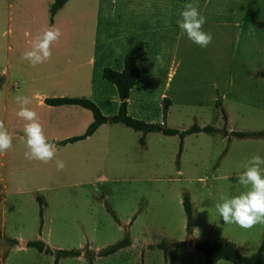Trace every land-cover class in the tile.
Masks as SVG:
<instances>
[{
    "label": "rangeland",
    "instance_id": "1",
    "mask_svg": "<svg viewBox=\"0 0 264 264\" xmlns=\"http://www.w3.org/2000/svg\"><path fill=\"white\" fill-rule=\"evenodd\" d=\"M97 1L95 31L87 29L88 16L80 14L81 20L74 23L78 8L72 0L56 18L54 27L62 34L51 45V58L32 67L22 55L50 24L49 0H0L1 66L6 67V56L8 68H18L11 69L8 79L34 78L36 68H77V63L89 68L92 39L90 100L103 115H113L119 99L114 85L101 77L102 68H121L129 46L148 33L153 46L141 60L146 63L139 80L128 92L127 114L178 131L196 124L224 128L227 134L200 131L180 138L104 123L90 136L59 145L47 164L32 160L31 167L11 169V180L0 184V264H54L50 253L33 247L20 250L17 236L39 239L52 250H81L79 256L60 257L56 264H203V253L192 247L196 241L228 240L238 253H254L264 225L245 230L224 224L215 204L221 196L241 191L236 172L242 164L255 154L264 157V137L228 134L264 132V80L252 74L264 72V50L258 46L264 29L257 27L264 21V0H189L206 17L203 30L213 37L206 48L179 29L184 4L167 0L158 15L170 25L166 28L160 21L152 30L139 22L143 17L138 14V0ZM223 20L228 21L226 26L221 25ZM252 34L255 49L245 41ZM168 42L169 47L163 45ZM157 55L163 56L162 64L156 63ZM71 114L61 116L66 137L83 133ZM56 159L64 161L62 171L57 170ZM184 194L192 217L188 233L181 205ZM36 196L42 201L40 228ZM125 233L128 246L97 256V250ZM8 238L16 243L9 244Z\"/></svg>",
    "mask_w": 264,
    "mask_h": 264
},
{
    "label": "crops",
    "instance_id": "2",
    "mask_svg": "<svg viewBox=\"0 0 264 264\" xmlns=\"http://www.w3.org/2000/svg\"><path fill=\"white\" fill-rule=\"evenodd\" d=\"M71 1L72 0H66V2L54 13L52 17V22L48 25V27L55 26L56 18L66 11V8L70 6ZM188 1L189 0H173L174 3L179 2L184 5L188 3ZM50 3L51 0H49V4ZM168 4L169 2L167 0H138V14L143 17V20L139 22H143V24H145L147 27H152V30H154L155 27H157V25L160 23V21H164V26L167 28L170 25L168 19L161 20L160 15H158V13L161 12V8H165V6H167ZM97 5V0H76V7L78 8V13L75 10L74 17H77L73 19L74 23L77 25V21L79 22L81 20L80 14H82L84 18L88 16L89 22L87 29L88 31H95L97 22ZM258 23L257 27L260 29H264V25H258ZM227 24L228 21L224 20L221 23L222 26H226ZM240 30L238 32H240ZM147 34L148 33L140 35L138 39V41L142 42L143 53L135 61L139 72L138 78L136 80H139L141 75V67L146 63L145 61L142 62L141 60H146L145 55L147 54V49L149 46H153V44H151L152 39ZM245 41H247L248 46L251 47V49H255L256 38L253 37V34L248 35V37L245 38ZM260 42L261 44L258 43V46H262V49L264 50V35L260 37ZM163 45H167L169 47V42L167 44L163 43ZM89 47L90 54L88 55V59L86 61V63H88L89 65V68H80V64L82 63H77V68L57 67L51 68L50 70L48 68H36V77L28 78L24 81H20L14 78L10 81L8 79V76L9 74H11V69L14 70L18 68H8V60L6 56V67L2 68L3 66H1L2 51L0 29V120H3L5 122V126L9 134L13 137L12 148L9 149L4 155H0V184L5 185L7 183V180H11L10 177L14 175L12 172H10L11 169H15V171L17 172L21 168L31 167L33 165L32 160L30 162L24 157L26 147L25 138L23 134V127L25 121L16 115L17 111L19 110V105L15 101V97L17 95H26L32 98V104L28 105V107L32 108L38 113L40 123L43 125L45 136L50 141L56 143V148L59 145H63L59 144V141L68 138L66 137L63 129L65 126L64 119L61 118V116H63L65 112L73 113V115H71L74 118L75 116L78 118L76 120V122H78L76 127L78 128L79 132L84 131L86 126L90 123L92 119L91 113L86 108L75 104L48 105L44 103L45 98L59 96H85L89 100H92V82L90 80V74L94 69L92 68V64H94V54L92 51L95 47L94 40H90ZM121 68H119L117 71L121 70ZM257 68L260 67L258 66ZM53 70L54 72L50 74V72ZM256 72L258 71H252L254 77L259 80H264V76L257 75ZM2 76H4V79H2ZM99 126L97 128H99ZM78 135H80V133ZM228 263L235 264L229 261Z\"/></svg>",
    "mask_w": 264,
    "mask_h": 264
},
{
    "label": "clouds",
    "instance_id": "3",
    "mask_svg": "<svg viewBox=\"0 0 264 264\" xmlns=\"http://www.w3.org/2000/svg\"><path fill=\"white\" fill-rule=\"evenodd\" d=\"M112 2L115 4L116 0ZM179 17L177 20L179 29L189 40L201 48H206L212 42V34L203 30L206 17L199 12L198 6L186 3ZM61 34L57 27L46 28L41 35L31 41L29 50L23 53L22 58L32 67L45 63L52 56L51 45L59 40ZM155 61L162 64L163 56L157 55ZM15 101L19 105L16 115L25 121L23 127L25 159L49 163L56 157V143L45 136L38 113L28 107L32 104V98L17 95ZM12 146L13 137L9 134L5 122L0 120V155H4ZM56 168L62 171L65 168L64 161L56 159ZM240 169L236 172V180L241 191L231 197L221 196V202L215 204V209L224 224H235L241 229L250 230L258 224L264 225V157L255 154L242 164ZM15 239L18 241L19 249L25 250L28 241L23 236H17Z\"/></svg>",
    "mask_w": 264,
    "mask_h": 264
},
{
    "label": "trees",
    "instance_id": "4",
    "mask_svg": "<svg viewBox=\"0 0 264 264\" xmlns=\"http://www.w3.org/2000/svg\"><path fill=\"white\" fill-rule=\"evenodd\" d=\"M184 1V0H178ZM66 2V0H51V3L48 7V21L52 22V17L54 13ZM258 25H264V22H259ZM143 53L142 42L137 41L133 43L127 52L124 54L122 61V68L119 71L111 69L109 67L102 68L101 77L110 83H112L117 91L118 95V106L117 111L113 115L105 116L103 115L97 106L88 98L83 96H59V97H50L45 98L44 103L48 105H63V104H75L83 108H86L91 113V121L84 129L83 133L77 136H72L65 138L59 141V144H65L68 142H74L79 139H83L86 136L91 135L94 130L102 123H121L126 127H129L135 131H141L143 134L147 132H160L164 135H175L177 134L182 138L185 134L194 133V132H217L221 131L224 135L227 134V131L222 128L218 129L210 125L199 126L192 124L188 128L178 131L174 128L167 127L164 123H151L145 122L140 119H136L127 114L126 105L128 92L130 88L134 85L136 79L138 78V68L136 66V59L140 57ZM257 75L264 76L263 71L256 72ZM165 99V98H164ZM166 103V101H165ZM219 105V104H216ZM163 112H165L166 104L162 106ZM222 117L225 120V115L223 110ZM229 135L243 138V137H264L263 131H229ZM140 143H143V136L139 138ZM180 152V144L178 147V154ZM36 201L39 208V228L41 224V198L36 196ZM181 205L185 215V231L188 233L190 231V222H191V210L189 198L186 194L182 196ZM113 218H115L112 211H110ZM116 219V218H115ZM1 236V234H0ZM9 244H14L16 241L14 239H7ZM26 247H33L39 252L50 253L53 255L54 264L60 257L73 256L77 257L80 255V249H50L39 239L36 240H27ZM130 244V238L125 233L123 237L116 242L97 250V256H106L114 253L116 250L126 247ZM163 246L166 245H179V243H163ZM192 247L196 250H199L204 255L203 264H214L218 260H226L235 264H264V232L261 235L260 243L256 251L250 255H242L237 252L235 244L231 241H223L220 243L217 242H207V241H196L192 243Z\"/></svg>",
    "mask_w": 264,
    "mask_h": 264
}]
</instances>
